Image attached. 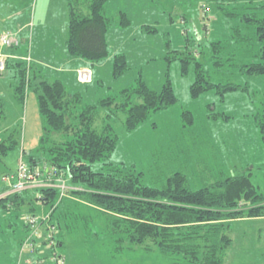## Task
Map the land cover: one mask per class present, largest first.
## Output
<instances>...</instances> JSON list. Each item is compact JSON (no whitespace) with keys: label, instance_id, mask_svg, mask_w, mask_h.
<instances>
[{"label":"rangeland","instance_id":"rangeland-1","mask_svg":"<svg viewBox=\"0 0 264 264\" xmlns=\"http://www.w3.org/2000/svg\"><path fill=\"white\" fill-rule=\"evenodd\" d=\"M260 4L264 0H107L104 14L110 20L107 33L110 55L94 64H69L68 0H0V33H18L24 50L32 36L34 69L50 81L62 80L70 94L81 93L83 106L116 98L123 90L136 87L140 79L155 91H160L168 79L172 82L177 104L151 113L136 129L126 131L124 114H114L112 123L119 141L106 163H113L127 173H143V183L150 186H161L172 173L183 172L191 189L208 186L222 177L251 173L253 184L264 195V144L258 125V121L264 123V75L249 76L239 71L242 64L264 62L258 58L262 46L256 41L247 47L235 43L237 31L243 37L256 38V29L245 24L242 17L261 13L255 9ZM121 11L130 20L126 27L120 25ZM215 42L222 43L220 55L232 58V66L224 69L214 66ZM188 50L194 57L198 53L203 57L204 68L213 82L248 86V91L229 93L225 101L215 91L192 98L190 87L195 81V71L183 76L179 60ZM117 54H124L128 65L120 76L114 74ZM71 65L91 68L95 82L81 84L68 76ZM5 81L9 86L0 87L7 112L5 127L17 130L19 145L9 151L0 148V190L6 186L2 177L17 171L24 153L26 156L38 152L43 134L36 95L30 92L22 103L15 96L14 73ZM185 111L192 113V125H186L182 118ZM96 112L99 115L96 127L101 129L110 109L99 107ZM54 138L61 139L57 135ZM24 159L28 161V156ZM101 167L112 171V166H104L102 162L94 169ZM66 193L63 197L69 202L82 204L80 199ZM53 210L39 208L36 216L43 229L41 238L36 239L31 237L32 232L25 231L21 218L0 211V264H37L39 256L50 254L45 249L35 250L34 257L29 251L32 252V243L37 246L43 243L47 227L57 226ZM76 211L84 212V208ZM92 211L93 215L88 214L95 219L97 214ZM83 225L80 221L76 226ZM93 227L90 231L81 228L65 234L66 243L56 253L62 258L61 264H126L111 261V244ZM229 234L233 241L226 252L225 264H264V218L233 221ZM21 243L25 245L24 254ZM41 264L56 263L46 259ZM159 264L163 262L160 260Z\"/></svg>","mask_w":264,"mask_h":264},{"label":"trees","instance_id":"trees-1","mask_svg":"<svg viewBox=\"0 0 264 264\" xmlns=\"http://www.w3.org/2000/svg\"><path fill=\"white\" fill-rule=\"evenodd\" d=\"M106 2L107 0H68L69 32L66 48L69 60L94 64L109 57L107 33L110 20L104 14ZM255 9L261 13L244 15L242 21L256 29V38L243 37L237 31L235 43L245 47L251 46L254 41L261 44L258 58L262 61L264 16L259 18L256 14H264V4ZM119 17L122 27L130 25L125 12L121 11ZM148 30L154 31L152 28ZM85 34H93L95 42L84 44L81 38ZM32 42L30 38L27 39V50L23 49V39L21 47L10 49L11 52L3 50L10 58L7 60L6 72L0 77L7 87L9 85L5 79L10 73H14L17 80L14 92L20 102L23 103L30 92L37 98L43 134L36 149L38 152L26 155L28 161L24 159V153L22 159L31 166L45 163L52 166L58 177L65 176L67 180L66 196L72 195L82 201V204L69 202L61 196V190L57 187L29 189L21 194L0 198V211L21 218L25 231L32 232L31 237L35 239L41 238L43 225H38L39 235H36L27 218L36 216L39 208L53 210L54 207L55 212L53 210L52 213L56 215L57 226L54 225L52 237L48 238L47 227L43 243L40 246L32 243V252L29 251L34 257L35 250L45 249L50 253L39 256L37 264L46 259L61 264L62 258L56 253L66 243L65 234L81 228L90 231L93 225L97 229L96 231L93 227L94 231L102 232L105 235L103 238L108 239L111 244V261L126 264H159L160 260L163 264H225L226 252L233 241L229 234L230 223L243 218H264V195L253 184L252 174L241 172L222 177L208 186L191 189L187 185L186 174L174 172L163 185L150 186L143 183V173H127L113 163H106L119 141L112 123L114 114H124L126 131L136 129L151 113L165 111L177 104L178 97L172 82L168 79L160 91H155L140 79L136 87L123 90L116 98L101 100L94 106H83L81 93L70 94L62 80L50 81L34 69ZM222 49L221 42L212 43V62L219 69L233 65L232 58L225 59L220 55ZM29 53L32 56L30 63L21 59ZM193 55L188 50L179 58L183 76H187L191 70L195 71V81L190 87L192 98L215 91L221 101H225L229 93L248 91V86L213 82L204 68L203 57H199V53L198 57ZM71 68L74 66L71 65L68 69ZM80 68L83 67L75 69L76 74ZM127 68L126 56L117 54L114 57V74L120 76ZM239 71L249 76H262L264 62L242 64ZM1 96L0 148L9 151L18 147L19 133L7 125L5 127L7 112ZM136 97L139 99L134 102ZM99 107L110 109V114L103 118L104 126L101 129L96 127L99 116L96 110ZM182 118L186 125L194 123L190 111L183 112ZM258 125L264 144V123L258 121ZM55 135L61 139H55ZM99 162L104 166H112V171H104L102 167L95 170L94 166ZM53 182H56V177ZM0 191H6L5 186ZM77 208H84V212L76 211ZM92 209L97 214L95 219L89 215L92 214ZM80 221L84 225L76 226ZM52 241L53 245L49 246ZM21 249L23 254L26 253L22 243Z\"/></svg>","mask_w":264,"mask_h":264},{"label":"built area","instance_id":"built-area-1","mask_svg":"<svg viewBox=\"0 0 264 264\" xmlns=\"http://www.w3.org/2000/svg\"><path fill=\"white\" fill-rule=\"evenodd\" d=\"M21 46L22 39L18 33L9 31H4L3 33H0V77L6 72L7 60L10 58V56L4 53L3 50L16 49ZM21 59L30 63L32 61V56L29 53L27 56H23ZM77 79L82 84H89L94 80V73L91 68H80L77 71ZM55 177L56 182H53V178ZM1 181L6 184V191L0 193V198L6 197L11 194H21L29 189L51 187L59 188L61 190V196H65L66 190L68 189L67 180L65 176L64 178H62V176L58 177L57 172L52 168V166L47 163L39 164L37 166H31L22 158L20 160L17 171L14 174H8L3 176ZM27 220L35 229L34 234L39 235V217L33 216L32 218H27ZM54 231V226L48 227V238L52 237ZM51 245H53V241L49 243V246ZM32 246L33 245H31V247Z\"/></svg>","mask_w":264,"mask_h":264},{"label":"crops","instance_id":"crops-1","mask_svg":"<svg viewBox=\"0 0 264 264\" xmlns=\"http://www.w3.org/2000/svg\"><path fill=\"white\" fill-rule=\"evenodd\" d=\"M4 51H5V49H4ZM11 52L10 50H6V52ZM33 56V55H32ZM36 61V60H35ZM70 62H75V63H78V64H80V63H83V64H87L86 62H84V61H79V60H75V59H71V60H69V63ZM89 67V66H88ZM77 68H79V67H74V68H71V70H69L67 73V75L68 76H71V78L73 77V78H75V79H77V74H76V70L75 69H77ZM95 82V76H94V81H93V83ZM93 83H91V85L93 84ZM0 87H5V84H4V79L2 78H0ZM2 93H1V88H0V95H1Z\"/></svg>","mask_w":264,"mask_h":264},{"label":"snow or ice","instance_id":"snow-or-ice-1","mask_svg":"<svg viewBox=\"0 0 264 264\" xmlns=\"http://www.w3.org/2000/svg\"><path fill=\"white\" fill-rule=\"evenodd\" d=\"M81 39L84 44L89 45L95 42L96 37L93 34H85Z\"/></svg>","mask_w":264,"mask_h":264}]
</instances>
